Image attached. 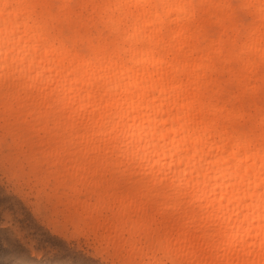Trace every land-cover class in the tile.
Segmentation results:
<instances>
[{
	"label": "clouds",
	"instance_id": "clouds-1",
	"mask_svg": "<svg viewBox=\"0 0 264 264\" xmlns=\"http://www.w3.org/2000/svg\"><path fill=\"white\" fill-rule=\"evenodd\" d=\"M0 234L264 264V0H0Z\"/></svg>",
	"mask_w": 264,
	"mask_h": 264
},
{
	"label": "rangeland",
	"instance_id": "rangeland-1",
	"mask_svg": "<svg viewBox=\"0 0 264 264\" xmlns=\"http://www.w3.org/2000/svg\"><path fill=\"white\" fill-rule=\"evenodd\" d=\"M25 259L23 250L7 234H0V264H24Z\"/></svg>",
	"mask_w": 264,
	"mask_h": 264
}]
</instances>
